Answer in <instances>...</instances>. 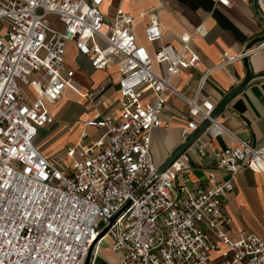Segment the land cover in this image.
<instances>
[{"label": "built area", "instance_id": "built-area-1", "mask_svg": "<svg viewBox=\"0 0 264 264\" xmlns=\"http://www.w3.org/2000/svg\"><path fill=\"white\" fill-rule=\"evenodd\" d=\"M104 1L0 0V264H84L101 228L124 206L106 235L116 264H264V237L240 232L232 239L218 226L230 223L221 204L234 177L244 170L264 174V146L235 138L231 148L212 149L203 136L229 132L211 119L215 105L198 97L211 73L263 49L264 40L246 54L224 53L189 97L172 79L198 66L191 41L200 28L183 36L176 50L161 43L157 8L141 12L138 18L148 20L146 42L158 44L149 52L136 41V18L116 8L106 20ZM256 4L264 19V0ZM69 43L94 70L116 67L120 98L115 112L84 121L77 142L65 149V161L54 162L35 142L54 123L49 107L66 89L78 93L65 63ZM155 65H164L165 74ZM103 90L85 94L88 114L101 105ZM168 94L180 99L192 118L181 129V143L204 121L209 126L136 195L160 166L151 155V134L169 127L161 119ZM90 128L100 135L91 136ZM192 161L208 168L209 178L178 184ZM213 172L227 178L218 182Z\"/></svg>", "mask_w": 264, "mask_h": 264}, {"label": "crops", "instance_id": "crops-1", "mask_svg": "<svg viewBox=\"0 0 264 264\" xmlns=\"http://www.w3.org/2000/svg\"><path fill=\"white\" fill-rule=\"evenodd\" d=\"M228 6L216 4L215 0H105L101 9L106 20H109L116 8H121L128 15L136 18L133 23L137 43L144 45L149 52H153L158 44L146 42L143 34L147 18H138L141 12L157 8L158 19L162 30L161 43L171 44L176 50L182 46L181 38L191 35L196 28H200L201 35H195L191 41V48L199 55L197 67L182 71L172 79V84L186 96H193L199 78L212 66L223 60L224 53L241 54L252 40L260 37L263 27L256 19L252 0H228ZM107 16V17H106ZM76 62V64H75ZM66 68L74 72L73 84L78 93L66 89L62 98L49 107L54 123L39 132L44 139L55 140L49 146H43L37 136L35 145L52 161L54 156L64 158L65 149L74 145L83 129V122L95 119L100 113L115 112L119 101L117 86L118 73L116 67L104 70H94L88 58L77 53L75 46L69 43L65 56ZM77 63L81 65L77 67ZM247 64L251 74L264 73V48L247 57ZM155 70L164 75V65H155ZM107 71L113 76V81L107 78L101 84L87 78L88 73ZM245 77L244 67L240 62L229 68L211 73L198 94L200 101L208 100L215 107L232 89L239 86ZM98 93L101 105L96 111L89 113V103L85 94ZM28 98H33L29 89H22ZM70 94L74 100V118L64 115L66 105L59 113L57 109L63 104L66 95ZM63 119V120H62ZM161 119L169 124L168 128H158L151 134V155L156 165H161L166 158L181 144L180 132L186 120L192 119L184 103L168 94L165 110ZM218 122L229 132L214 139L203 136L212 149L224 150L236 145L235 138L248 140L255 148L264 146V78L258 77L249 82L245 89L232 98L223 108ZM71 121V122H70ZM98 137L101 133L94 130ZM172 130L174 135H170ZM71 140L69 144H61L64 137ZM62 139V140H61ZM199 164V163H198ZM192 161L189 168L179 176L178 184L198 182L203 184L209 178L211 171ZM214 178L222 182L227 175L222 172H213ZM221 211L229 218L230 223H218L220 229L230 238L235 239L240 232H249L264 237V174L244 170L233 179V190L227 193L221 204ZM109 243V240L107 238ZM102 240L95 248L92 264H116L118 256L112 253L109 245L102 247ZM94 261V262H93Z\"/></svg>", "mask_w": 264, "mask_h": 264}, {"label": "water", "instance_id": "water-1", "mask_svg": "<svg viewBox=\"0 0 264 264\" xmlns=\"http://www.w3.org/2000/svg\"><path fill=\"white\" fill-rule=\"evenodd\" d=\"M252 8H253V13L256 17V19L259 21V23L262 25L263 27V33L260 37L252 40L249 44H247V46L244 48L243 50V54H246L249 50H251L254 46L260 44L263 40H264V19L261 17L258 8H257V4H256V0H252ZM247 55H244L243 58L241 59V63L244 67L245 70V77L244 80L242 81V83L237 86L236 88L232 89L226 96H224V98L217 104V106L215 107L214 111L211 114V119H215L219 116V114L221 113V111L223 110V108L229 103V101L234 98L236 95H238L239 93H241L245 87L249 84L250 81H252L255 78L258 77H263L264 78V73L261 74H251L249 71V67L247 64ZM209 126V121H204L183 143H181L178 148H176L174 150V152L172 154H170L166 160L159 166L158 170L156 171V173L154 174V176L148 180L136 193V195H138L139 193H141L146 187H148L162 172H164L178 157L179 155L185 151L190 144L197 138L199 137L204 130ZM126 206H124L123 208H121V210L114 215L100 230L96 240L93 242V244L90 246L87 255H86V259L84 264H92V259H93V253H94V249L95 246L97 245V243L106 237L107 232L109 230V228L111 227V225L115 222V220L121 215V213L125 210Z\"/></svg>", "mask_w": 264, "mask_h": 264}, {"label": "rangeland", "instance_id": "rangeland-1", "mask_svg": "<svg viewBox=\"0 0 264 264\" xmlns=\"http://www.w3.org/2000/svg\"><path fill=\"white\" fill-rule=\"evenodd\" d=\"M53 19H54L53 17H49L48 18V20H50V21H53ZM75 64H76V62H75ZM76 66L81 68V65H79V63H77ZM109 74L110 73L107 72V71H102V72L100 71V72H97V73H88L87 74V78L89 80L93 81V82H96L98 84H101L107 78H110L113 81V76L112 75H109ZM23 89H27V88H23ZM73 100H74V98L68 93L66 95V98H65L63 104L57 109V112L59 113L66 105H68L67 108H66V111H65L64 115L68 114V116H70L69 118L71 120H72V118H74V116L72 114H74L75 111H76L75 110L76 107L72 103ZM91 133H92V135L96 136L94 130H92ZM169 133H170V135H174V132L172 130H170ZM61 137H64V135H62ZM43 138H44V135H39V140L41 141L40 143L43 144V146H49V145H51L55 141V140H52V139H49L48 140L47 138L44 139V140H42ZM70 140L71 139L66 136V137H64V139L62 141H60V143L66 145V144H69V141ZM60 157H61L60 155H58L57 157L54 156L53 159L55 161H58V162H64L65 161L64 158H60ZM107 245H109V243H108L107 240H106V242H102V244H101L102 247H105Z\"/></svg>", "mask_w": 264, "mask_h": 264}, {"label": "bare ground", "instance_id": "bare-ground-1", "mask_svg": "<svg viewBox=\"0 0 264 264\" xmlns=\"http://www.w3.org/2000/svg\"><path fill=\"white\" fill-rule=\"evenodd\" d=\"M104 240H107V237H105V238L103 239V241H104Z\"/></svg>", "mask_w": 264, "mask_h": 264}]
</instances>
